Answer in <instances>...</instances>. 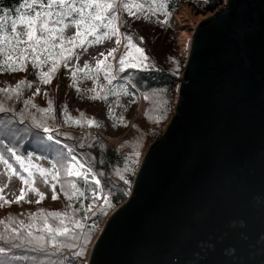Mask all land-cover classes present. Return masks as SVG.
I'll return each instance as SVG.
<instances>
[{
    "label": "water",
    "instance_id": "obj_1",
    "mask_svg": "<svg viewBox=\"0 0 264 264\" xmlns=\"http://www.w3.org/2000/svg\"><path fill=\"white\" fill-rule=\"evenodd\" d=\"M175 91L86 264H264V0L198 21Z\"/></svg>",
    "mask_w": 264,
    "mask_h": 264
},
{
    "label": "snow or ice",
    "instance_id": "obj_2",
    "mask_svg": "<svg viewBox=\"0 0 264 264\" xmlns=\"http://www.w3.org/2000/svg\"><path fill=\"white\" fill-rule=\"evenodd\" d=\"M158 0H151V5L155 9L152 13L161 15H171L170 12L162 13L167 0H163L159 7H156ZM126 12L128 16L137 17L144 13V19H149V8L146 6L145 0H23L20 8L17 9V15L12 18L7 13L0 14V73L26 71L27 64L31 62L34 69H40L37 73L40 82L44 85L50 83L51 78L58 72V67L62 65L71 72L73 80L78 73H85L90 70L89 65L85 64L81 67L78 63L73 66L71 61L79 60V54L76 49L87 50V47L102 42L104 39H112L116 37L115 44L117 47L109 49L106 53L99 54L103 59H97L95 65L96 73L103 72L105 79L112 84L116 79L113 70V64L109 61V57L115 60V53L119 50L121 37L126 40V47L123 54L118 60V70L120 73L127 69H139L148 71L154 66L149 62V57L145 53L144 47L138 42H134L133 37L125 32H120V13ZM6 19L9 21L5 26ZM158 23L167 24V20H160ZM69 28L74 29V34L67 35ZM49 66L47 71L43 68ZM27 83V87L31 89L33 85L25 80H20L13 90L17 96L20 95L22 85ZM71 87L79 91L78 85L73 83ZM95 92V89H90ZM9 92L8 88H0V93ZM40 95L39 86L33 96ZM47 95V93H45ZM149 97L146 95L145 99ZM11 99V96H9ZM51 106L52 101H48ZM31 105L33 109L37 105L32 99H25L24 106ZM41 113L53 111L51 108L39 109ZM67 113V108L63 110ZM0 113H16L11 108H6L0 103ZM19 123H25L23 114H19ZM84 116V113H80ZM55 119V116H51ZM69 119H74L70 115H65V123ZM122 119V118H121ZM33 125L41 129L49 141L60 144L57 138L58 129L55 126H49L46 122L38 121L36 117L32 118ZM81 125L79 120L76 121ZM88 126H96V121L89 119ZM5 151L14 158L27 173V178L20 175L17 169L9 163L3 154H0V162L7 166L15 175H18L24 185H28V191L38 197L36 203H41L45 199V194L40 192L36 187L31 186L34 183V173L32 165L27 161L34 158L22 157L17 153L15 148L6 147ZM39 174L44 177L45 184L49 183L48 177H51L53 183L51 188L53 191L52 199L58 198L56 194L57 185L67 199L71 200L75 194L77 200H91L94 202L98 196L100 180L93 173L90 164H86L83 160L72 154V150H68L65 159L58 160L50 169H39ZM61 175L65 179L61 180ZM75 179H68V178ZM31 182V183H30ZM82 182V183H81ZM94 184L96 187L89 193L86 185ZM4 189L0 188V193ZM28 192L23 188L19 195L15 197V201L8 200L4 195H0V207L3 204L10 205L15 202L19 204L21 201L31 203L27 200ZM71 208L72 205H69ZM91 211V208H86ZM50 219L52 222H50ZM10 223L0 220V256H9L13 249L28 250L38 255L24 256L12 255L10 259L16 261L31 260L35 264H65L67 257L62 253V249H75L76 232L80 229L81 224L73 217L69 218L67 213L60 211L40 210L39 213L29 214V223L24 220H17L9 217ZM77 256L82 252H76ZM59 257V259H52Z\"/></svg>",
    "mask_w": 264,
    "mask_h": 264
},
{
    "label": "rangeland",
    "instance_id": "obj_3",
    "mask_svg": "<svg viewBox=\"0 0 264 264\" xmlns=\"http://www.w3.org/2000/svg\"><path fill=\"white\" fill-rule=\"evenodd\" d=\"M206 0H198L199 4L202 5ZM225 1V0H224ZM149 8V7H148ZM150 9V8H149ZM154 11L148 12L149 19H144V13H141L137 17H134V23H131L128 27L134 30L133 39L134 42H138L141 44L144 49L146 55L149 57V62L155 67L156 65H162L164 68L168 70H172L175 73H179L180 70L184 67L186 61V50L185 46L182 44L181 38L185 35V42L187 38L192 35L193 28L196 26L199 20L213 14H200L197 12L194 6L189 4H181L179 6L178 12L176 13V18L173 16V22L176 23V30H170L167 27H162L161 23L158 21L163 20V16L153 15ZM120 20L124 17V14L121 12ZM175 15V14H174ZM130 18L128 21L130 22ZM165 20V19H164ZM123 24L121 23L119 28L120 32L124 33L122 30ZM74 29L69 28L66 32L67 35L74 34ZM185 33V34H183ZM116 37L112 39H104L102 42L94 44L92 46L87 47V50L84 49H76V52L79 54V60L77 61L75 57L71 61L72 65L75 66L77 63L83 67L85 64L89 65L90 70L85 73H78L75 80H73L71 72L68 69H65L62 65L58 67V72L54 74L51 78L49 84L44 85L40 82L38 75L36 76H28L30 72L33 71V67L31 62L27 64L26 71H18L11 73H0V88H8L9 92L0 93V103L3 104L6 108H11L15 112L16 105L18 101H21L20 97L15 94L13 91L17 83L20 80H25L26 82H30L33 87L29 89L27 87V83L24 87L30 90L28 96L22 100V108H20V113L24 114L25 123L20 124V126H16L15 121L19 122L20 115H13V113H5V118L0 120V138L9 136L11 137L10 144L7 147L15 148L18 154L22 157L34 158L27 161L28 164L32 165V171L34 173V183H31V186L39 189L40 192L45 194V199L41 203H36L38 199L32 192L28 191L29 186L24 185L20 180L18 175H15L11 172L10 169L7 168L2 162H0V188H3V193L0 195H4L6 199L15 201V197L19 195L20 190L23 188L26 192H28L27 200H31V203L21 201L19 204L13 202L10 205L3 204V207H0V220L5 221V223H10L9 217H13L17 220H24L25 223H29V214L39 213L40 210L46 209L47 211H60L62 213H67L69 218L73 217V213H75V219L80 222L81 227L76 232V240L74 241L77 244V247L82 246V249L87 248L86 259L82 264H86L88 255L91 249V246L99 233L93 232V230H87V222H84L82 218L76 213L73 208L69 207L72 205V200L75 194L72 195V199L69 200L66 198L65 194L60 191L59 185L56 188V194L58 198L56 200L52 199L53 191L51 188V177H48L49 183L45 184L44 177L39 174V169H50L53 164H55L58 160L65 159L64 156L58 154L53 159L40 158L35 156H24L19 152V143L25 137H27L30 133L36 134L39 138H45L48 143L55 145L54 142L49 141L46 135L43 133L41 129L36 128L32 123V118L36 117L38 121L46 122L50 127L55 126L58 129L57 138L61 141L59 144L64 149V154H68L69 143L65 142V137H69L67 140H76L78 138H82L81 145L87 146L88 142L91 139V134L99 133L101 137L104 139L105 143L111 147H121L125 146L123 149L128 150V148H132L138 145L139 150L142 147L144 149V153L147 150L150 143H152L155 138L149 139V135H152L156 131H160L163 134L165 125H162L164 118L166 120L172 117L174 113V104L172 106V114L171 110L168 108L170 104L169 99L166 95H163L161 91H152L147 96L148 99H145L146 95H142V93L138 92V96L136 98L125 99L123 104L127 107L129 106V111L131 113L130 117L126 119V126L122 131V134L115 135L109 134L105 132H100L98 124L100 122H104L105 117L108 114L114 113V110L111 109V99L107 97L105 91V85L107 80L105 79V75L103 72L96 73L95 65L97 59H103L99 54L101 52H107L109 49L117 47L115 44ZM126 47V40L121 37V44L119 46V50L114 54L115 60L109 57V61L113 64L114 75L116 76V67L118 65V60L120 56L123 54ZM49 69L48 65H45L43 70L47 71ZM40 69H38V72ZM129 81L126 78H123L122 81ZM75 83L79 87V91L76 88L71 87ZM40 88V95L33 96L36 91V87ZM90 89H95L96 91H90ZM176 90V88H175ZM47 93V95H45ZM176 93V91H175ZM11 96V99H9ZM36 98V101L34 99ZM176 98V96H175ZM25 99H32L33 102L37 105L36 109H33L31 105L28 107L24 106ZM52 101L51 109L55 108L59 109L62 120L65 122V115H80V113H84V118L88 121L89 119H93L96 121V126H88L85 129H72L66 128L65 130L59 128L58 122L59 119H51L53 116V111H49V115H45L41 113L39 109L47 108L48 101ZM67 108V113L63 110ZM166 111H162L166 109ZM118 110V109H117ZM127 109L125 108L124 112ZM16 113V112H15ZM146 117V122L148 123L144 127H141L140 121ZM27 121V122H26ZM137 121V123L133 127V123ZM132 129V132L130 130ZM62 133L61 136L59 133ZM130 132V133H129ZM128 134V138L125 139ZM120 138V140H116ZM72 146V145H70ZM75 147V146H73ZM79 150L77 147H75ZM80 151V150H79ZM81 152V151H80ZM143 153V155H144ZM5 158L9 160V163L12 164L14 168L17 169V172L27 178V173H25L22 167L16 162L14 158H11L10 154L5 151L1 152ZM85 157L86 155L83 154ZM143 158V156H142ZM88 160V158L86 157ZM89 161V160H88ZM65 179L63 175H61V180ZM74 179V178H68ZM101 179V178H100ZM105 190V187H104ZM106 193L105 200L100 204L107 203L105 208L109 207V203L106 202ZM97 202V200H95ZM3 201H0L2 204ZM103 204V205H104ZM99 205V206H100ZM99 206L93 209V212L96 211ZM109 216V215H108ZM108 218V217H107ZM50 222L51 219H50ZM103 227V226H102ZM102 229V228H101ZM0 230H3L2 226H0ZM100 232V231H99ZM74 252V251H73ZM69 253H65L66 257ZM65 264L66 261H65Z\"/></svg>",
    "mask_w": 264,
    "mask_h": 264
},
{
    "label": "trees",
    "instance_id": "obj_4",
    "mask_svg": "<svg viewBox=\"0 0 264 264\" xmlns=\"http://www.w3.org/2000/svg\"><path fill=\"white\" fill-rule=\"evenodd\" d=\"M163 0H158L156 7L160 6V3ZM23 3V0H0V14L7 13L8 17L14 18L17 15V9L20 8V5ZM146 6L149 7V11H155V9L151 5V0H145ZM181 4H189L194 6L198 13L207 14L214 13L220 6L224 4V0H206L202 5L199 4L198 0H167L164 7L161 9L162 13L170 12L171 15H161L156 14V16H165V20L168 21L167 24H162V27H167L170 30H176V23L173 22V16L178 12L179 6ZM124 17L122 18V30L123 32L129 33L131 36L134 34V30L128 27L131 23H134V17L128 16L126 12H122ZM131 19L130 22L128 19ZM9 21L6 19L5 26L7 27ZM118 69V65L116 67ZM184 67L180 70L179 73H175L172 70H168L164 68L162 65H156L152 69L148 71H141L139 69H127L125 72L120 73L118 70L116 71V79L112 84L108 82L105 85V91L107 97L111 99V109L114 110V113H110L105 117L104 122H100L98 127L100 132H105L109 134L119 135L122 134L126 126L127 117L131 116L129 106H125L123 104L125 99L136 98L138 96V92L142 93V95H148L152 91H161L163 95H166L169 99L170 104L168 108L171 110L172 114V106L175 102V88L178 83L181 81V76L183 73ZM10 73V72H5ZM38 73V69H33L32 72L29 73L28 76H36ZM123 78L129 80L131 85L122 81ZM30 90L24 85L21 86L20 89V99L16 105V114L19 115L20 108H22V100L26 98L29 94ZM36 101V98L34 99ZM52 105V104H51ZM51 106L47 105V108ZM125 108L127 109L125 112ZM118 109V110H117ZM166 109L162 111H166ZM45 115H49L48 113H44ZM55 118L59 119L58 127L62 129L72 128V129H85L87 128V120L83 116H79L78 114H71L70 116L74 119H69L67 123H65L59 112V109L55 108V111L52 113ZM24 116V114H23ZM5 118V113H0V120ZM122 118V119H121ZM170 117L166 120L164 118L162 125H165ZM79 120L81 125H78L76 121ZM27 122V121H26ZM137 123L135 121L134 125ZM16 126H20L18 121H15ZM141 127H144L148 123L146 122V117H144L140 123ZM132 132V129L130 130ZM129 132V133H130ZM134 132V131H133ZM132 132V133H133ZM62 133H59L61 136ZM91 139L88 142L87 146H82V138H78L76 140H67L69 137H65V142L69 143L72 146L77 147L83 154L86 155L89 162L95 167L100 178L102 179L103 185L105 187L106 193V202L109 203V207L105 208L107 203H103L99 206V208L93 212V209L98 204V201H92L91 198L88 200H77L76 195L72 200V208L73 210L79 214L84 222H87V230H93V232L99 233L101 231L102 226L107 220L108 215L114 211L120 204H122L128 197L131 192L132 185L134 182V178L136 172L140 166L142 156L144 153L145 147H142L139 150L138 145L132 148H128V150L123 149L125 146L121 147H111L108 146L104 139L101 137L99 133L91 134ZM162 136L160 131H156L152 137L151 133L149 135V139L151 138L159 139ZM128 138V134L125 139ZM11 137L5 136L0 138V151L3 152L4 148L10 144ZM59 144L52 145L48 143L45 138H39L36 134L30 133L27 137H25L19 143V152L24 156H35L40 158L53 159L58 154L64 156V149ZM74 178V177H73ZM75 179V178H74ZM82 183V182H81ZM88 192L90 193L96 186L94 184L86 185ZM86 208H91L92 210L89 212ZM47 212L46 209H44ZM75 249L64 248L62 249L63 255L65 253H69L67 255L66 263L67 264H82L86 259V250L87 248L82 249V246L77 247L75 244ZM0 246H5L0 244ZM74 251V252H73ZM76 252H82V255L77 256ZM12 255H38L37 253H33L31 249L21 250V249H13L9 256H0V264H35L34 261L24 260V261H16L10 259ZM52 259H59V257H52Z\"/></svg>",
    "mask_w": 264,
    "mask_h": 264
},
{
    "label": "built area",
    "instance_id": "obj_5",
    "mask_svg": "<svg viewBox=\"0 0 264 264\" xmlns=\"http://www.w3.org/2000/svg\"><path fill=\"white\" fill-rule=\"evenodd\" d=\"M177 14L174 15V17L176 18ZM162 19H165V16L162 17ZM55 134V133H54ZM117 141L120 140V138L116 139ZM68 150L71 149L72 150V154L76 155L78 158H80L81 160H83L86 164H90L91 169H92V173L93 175L100 180V176L97 172V170L95 169V167L86 159V157L83 155L82 152H80L79 150H77L75 147L67 145ZM100 185H99V192L100 195L98 196V198L96 199L98 201V204L96 205V208L105 200V190H104V185L102 182V179L100 180Z\"/></svg>",
    "mask_w": 264,
    "mask_h": 264
},
{
    "label": "bare ground",
    "instance_id": "obj_6",
    "mask_svg": "<svg viewBox=\"0 0 264 264\" xmlns=\"http://www.w3.org/2000/svg\"><path fill=\"white\" fill-rule=\"evenodd\" d=\"M185 34V33H183ZM187 36V34H185ZM185 35L181 38L182 44L185 46V50H186V56H188V50H189V46H190V40H191V35L187 38V41L185 42ZM101 180V179H100Z\"/></svg>",
    "mask_w": 264,
    "mask_h": 264
}]
</instances>
